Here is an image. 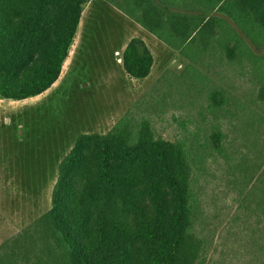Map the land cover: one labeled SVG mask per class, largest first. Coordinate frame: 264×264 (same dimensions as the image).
I'll return each mask as SVG.
<instances>
[{"label":"trees","instance_id":"16d2710c","mask_svg":"<svg viewBox=\"0 0 264 264\" xmlns=\"http://www.w3.org/2000/svg\"><path fill=\"white\" fill-rule=\"evenodd\" d=\"M90 1L0 0L1 99L36 97L58 81ZM125 2L137 23L187 60L186 71L210 69L209 88L199 94L208 100L210 113L232 106L243 115L250 108L232 83L236 71L264 61L254 50H264V0H196L192 6L174 0ZM199 37L205 38L202 52H186ZM121 60L133 79L147 78L155 64L139 38L130 40ZM158 82L108 133L82 132L75 138L58 165L49 209L0 244V264L206 263L212 234L209 239L205 230H196L201 217L196 181L209 158L229 154L216 124L205 133L204 144L198 135L174 141L157 136L148 116L152 107L143 106L159 93ZM238 119L241 129L242 116ZM248 145L252 156L229 164V183L238 212L259 223L264 149L261 138ZM251 249L264 264L263 234Z\"/></svg>","mask_w":264,"mask_h":264},{"label":"rangeland","instance_id":"374dc122","mask_svg":"<svg viewBox=\"0 0 264 264\" xmlns=\"http://www.w3.org/2000/svg\"><path fill=\"white\" fill-rule=\"evenodd\" d=\"M174 1L197 5L196 0ZM124 5L125 0H91L84 6L58 81L36 97L21 101L0 98V244L49 209L58 165L75 138L82 132L108 133L161 79L159 93L143 106L152 107L148 116L157 136L174 141L198 135L204 144L205 133L216 124L229 154L228 159L209 158L196 181L201 210L196 230H205L209 239L212 234L205 264H259L251 247L259 235L264 238V219L257 223L254 217L238 212L237 194L229 183V164L252 156L248 141L255 143L261 138L264 149V61L258 59L254 67L245 65L243 71L235 72L232 88L250 105L243 115L232 106L210 113L208 100L199 98L209 88L210 69H205L207 73L199 69V74L194 69L186 71L187 60L149 34ZM134 38L151 42L156 59L144 79L128 77L122 65L123 50ZM204 40L197 38L194 45L186 46V52L201 53ZM206 48L208 61L210 44ZM254 50L264 56V50ZM225 70L229 73L231 68ZM167 90L173 92L172 97ZM173 100L181 102L172 105Z\"/></svg>","mask_w":264,"mask_h":264},{"label":"crops","instance_id":"0c3cea01","mask_svg":"<svg viewBox=\"0 0 264 264\" xmlns=\"http://www.w3.org/2000/svg\"><path fill=\"white\" fill-rule=\"evenodd\" d=\"M147 31V30H146ZM148 32V31H147ZM149 34H151L150 32H148ZM152 35V34H151ZM144 41V40H143ZM145 42V44L150 48V50H151V52H152V48H151V42L149 43V42H147V41H144ZM126 47V46H125ZM153 53V52H152ZM153 55H154V53H153ZM155 58V57H154ZM68 60V59H67ZM66 60V61H67ZM156 60V59H155ZM155 64H156V62H155ZM155 64H154V66H155ZM64 67V66H63ZM62 73H63V71H62ZM62 75V74H61ZM61 77V76H60Z\"/></svg>","mask_w":264,"mask_h":264}]
</instances>
